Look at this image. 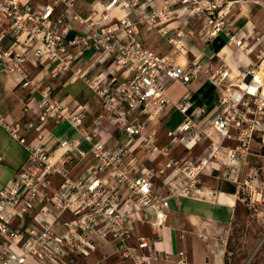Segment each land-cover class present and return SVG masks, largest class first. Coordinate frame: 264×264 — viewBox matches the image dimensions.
Wrapping results in <instances>:
<instances>
[{"label":"built area","instance_id":"built-area-1","mask_svg":"<svg viewBox=\"0 0 264 264\" xmlns=\"http://www.w3.org/2000/svg\"><path fill=\"white\" fill-rule=\"evenodd\" d=\"M74 1L0 0V75L15 76L26 93L25 117L16 119L0 108V129L27 152L24 165L0 189V264H26L28 260L77 264L108 244L130 264L166 259L168 253L156 247L148 254L140 252L149 246L146 236H135L136 245L130 244L134 225L148 221L152 208L155 219L150 225L161 226L162 206L170 198L197 193L200 175L209 161L227 166L224 179L238 183L254 140L264 145V40L256 55L259 62L249 61L236 72L224 65L209 70L199 60L178 63L146 48L135 37L137 25L156 30L172 52H183L193 30L169 25L200 22L204 41L221 36L225 45L248 57L254 46L249 47L246 40L252 33L230 29L237 0H164L157 8L148 6L150 0H100V7L92 8L86 18L73 9ZM129 13L135 16L134 21ZM67 18L90 30H73ZM90 49L103 50L111 62L109 74L91 80L83 77L100 103V111L87 129L84 111L64 105L44 78L61 77ZM28 64L39 66L44 75L29 77ZM121 69L129 74L118 80L114 72ZM192 79H203L214 88L215 111L204 126L185 115L180 141L186 135L191 136V142L208 139L210 151L195 161L182 162L168 156L169 145H156L155 138L146 134L144 122L133 114L139 110L149 120L157 118L170 102L164 81L187 84ZM174 106L184 113L187 102ZM60 122H67L79 138L59 140L53 150L28 141L32 133L41 140L47 125ZM107 122L122 125L123 133L138 140L146 155L165 157L163 167L134 174L136 158L125 161L131 140L108 148L99 137L98 128ZM83 142L88 145L86 150L81 149ZM85 153L91 155L92 163L81 176L70 177L68 165L76 154ZM167 170L174 181L168 193L159 196L153 178L157 171L166 174ZM176 255V264H190L184 251Z\"/></svg>","mask_w":264,"mask_h":264},{"label":"crops","instance_id":"crops-1","mask_svg":"<svg viewBox=\"0 0 264 264\" xmlns=\"http://www.w3.org/2000/svg\"><path fill=\"white\" fill-rule=\"evenodd\" d=\"M251 1L264 7V0ZM154 2L160 7L163 5L164 0H150L148 6L154 8ZM241 4L237 9L236 7L232 8L231 31L235 32L239 29H247L253 33L255 29L256 32L264 35V8H260V13L254 24L250 18L252 5L247 4V2H241ZM94 7H100V0H75L73 4V9L83 18L88 17L91 9ZM59 9L60 6L56 11L59 12ZM256 9L258 11L259 7ZM128 17L131 21L135 20V16L132 13H129ZM67 22L75 31L90 30L89 26L76 22L71 18H67ZM169 26L190 27L193 30L194 34L185 40L183 52H172L171 45L156 30L149 29L143 25H137L135 37L146 48L165 55L178 63H180L179 60L181 58H183L181 62L185 60L184 63L195 59L201 61L204 68H208L209 70L224 65V67L229 68L233 72L249 65V58L251 56L247 57L240 50L225 45L223 37L218 36L212 40L204 41L202 39V26L200 22H187L184 24V22L177 21L172 22ZM116 33L121 34V31H117ZM110 62L111 58L106 56L103 50L95 51L90 49L79 55L73 61L71 68L61 77L45 75L44 80L51 85L55 97L59 98L69 108H79L84 111L83 126L87 129L91 128L92 118L99 113L100 103L97 95L87 87L83 77L91 80L96 76L109 74ZM27 70L29 77L44 75V71L39 66H34L33 64H28ZM128 74L129 72L122 69L114 72V76L118 80H122ZM77 81H81L84 87L82 95L74 97L65 92L64 89ZM164 85L170 102L163 108L157 118L149 120L139 110L133 114L136 119L144 122L146 134L152 135L158 146L166 144L165 142L161 143V137L158 135L159 130L167 136L182 135L179 130L185 115L192 117L195 123L200 126H204L215 111V90L203 79H192L187 84L165 80ZM17 87H19V90H17ZM24 99L25 94L18 85L15 76L0 75V108L4 109L12 117L22 119L25 117L22 112ZM30 102V105L34 104V100ZM182 102H187L184 113L174 106V104ZM200 109H205V112H200ZM176 113L182 117L181 121L176 124L174 129H166L164 127L165 118L167 116L172 117ZM98 134L104 145L108 148H115L120 143H126L131 140L130 154L125 161L130 157L136 158L137 168L133 170L134 174L143 172L148 164V166L159 170L165 163L163 156H158L159 158H157L155 154H144L140 142L125 135L123 133V126L120 124L107 122L98 128ZM74 138H79L78 133L67 122H60L58 124L47 125L43 131V138L41 140L35 139L34 133H32L29 135L28 141L42 144L46 149L53 150L59 140H71ZM180 142L178 145L184 146L188 141L184 137L183 142ZM197 144L198 142L192 141L189 143V147L184 146L190 150L186 153L190 154L191 148ZM170 148L171 156H175L173 152L174 144ZM205 154L198 156V158L207 155ZM26 156L27 152L25 148L0 129V189L24 165ZM155 157L157 160H154ZM184 158L186 159L187 156ZM198 158L196 157V159ZM91 163L92 157L89 153H85L83 156L76 154L75 159L68 165V171L71 172L72 170V173L74 172L70 177L77 178L81 176ZM173 181L174 176L170 170H167L166 174L157 171L153 178L155 193L159 196L166 195L169 189L168 186ZM238 205L239 197L237 193H231L220 188L215 189L207 183L203 184L197 193L178 199H168L167 204L163 205L161 209L164 213V223L161 226L152 227L150 225V222L155 219L154 210L150 208L148 210V221L139 222L134 225V237L129 242L132 245H136L135 236H146L149 238L150 243L148 247L140 250L141 253L148 254L155 247L168 253L166 259L150 260L143 264H176V253L180 250L186 253L190 264H223L226 252V246L223 245V242L229 236V230L236 216ZM79 263L130 264L128 260H122L113 252L111 244L97 247L88 256L78 260L77 264ZM26 264L35 263L28 260Z\"/></svg>","mask_w":264,"mask_h":264},{"label":"rangeland","instance_id":"rangeland-1","mask_svg":"<svg viewBox=\"0 0 264 264\" xmlns=\"http://www.w3.org/2000/svg\"><path fill=\"white\" fill-rule=\"evenodd\" d=\"M38 1L48 2L50 0ZM241 2H247V4L252 5L250 18L255 24L260 13V8L264 7L262 5L259 6L258 3L251 0H237L233 4V9L235 7L237 9ZM153 6L158 7L156 2L153 3ZM258 7L259 10L257 11L256 8ZM257 37H263L260 38V41H258L259 43L256 40ZM263 40L264 35L260 32H256L254 29L251 36L246 40L249 47L254 46L253 50L249 53V56H251L249 61L256 63L260 61L257 59L256 55H258L259 49H263ZM182 59L183 58L179 60L180 63H184L185 60L181 62ZM83 87V83L77 81L64 90L74 97H79L82 95ZM17 90H19V87H17ZM22 92L24 93L23 90ZM181 119L182 117L177 113L172 117L167 116L165 118L164 127L168 130H172ZM158 135L161 137V143L165 142V145H169V147L174 144L173 152L175 156H171V148H169L168 156L178 159L179 161L182 160V162H184V160L195 161L196 157L198 158V156L205 153L208 154L210 151L208 139L196 141L198 144L191 148L190 154H187L186 152L190 150L186 149L184 147L185 145H178L183 133L182 135L175 136V139L173 136L164 135L161 130L158 131ZM185 139L191 142V136L186 135ZM258 141L259 140L256 138L251 145V153L248 155L246 163L241 166L238 183L224 179L228 168L215 161H209L207 167L200 175L201 185L207 183L210 186L212 185L215 189L220 188L225 190L226 184H231L235 187V193H237L239 197L238 210L229 230V236L225 242H223V245L226 246L223 264H264V145ZM181 142H183V140ZM87 148L88 145L86 143L81 144V149L86 150ZM141 149L143 150L142 147ZM143 153L146 154V151L143 150ZM154 154L157 158L161 157L158 153ZM185 156H187L186 159L184 158ZM156 157L154 160H157ZM164 161H166L165 157ZM148 165L147 168H150ZM73 174L74 172L72 173L71 170L69 176ZM166 193H168V191Z\"/></svg>","mask_w":264,"mask_h":264},{"label":"trees","instance_id":"trees-1","mask_svg":"<svg viewBox=\"0 0 264 264\" xmlns=\"http://www.w3.org/2000/svg\"><path fill=\"white\" fill-rule=\"evenodd\" d=\"M23 91H24V94H26L25 90H23ZM225 190L228 191V192L234 193L235 192V187L233 185H231V184H226Z\"/></svg>","mask_w":264,"mask_h":264}]
</instances>
